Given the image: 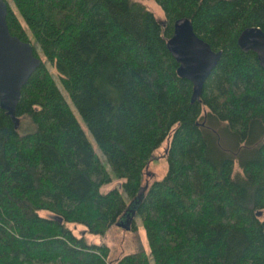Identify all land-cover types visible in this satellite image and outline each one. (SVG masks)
I'll list each match as a JSON object with an SVG mask.
<instances>
[{
    "label": "trees",
    "instance_id": "obj_1",
    "mask_svg": "<svg viewBox=\"0 0 264 264\" xmlns=\"http://www.w3.org/2000/svg\"><path fill=\"white\" fill-rule=\"evenodd\" d=\"M5 1L9 32L41 63L21 88L17 127L0 108V264H108L107 246L68 224L104 236L133 212L149 253L114 264H264V69L236 41L247 26L264 31V0H153L163 22L138 0ZM181 17L221 51L194 101L166 46ZM170 132L166 172L143 192ZM111 172L121 189L102 192Z\"/></svg>",
    "mask_w": 264,
    "mask_h": 264
},
{
    "label": "water",
    "instance_id": "obj_2",
    "mask_svg": "<svg viewBox=\"0 0 264 264\" xmlns=\"http://www.w3.org/2000/svg\"><path fill=\"white\" fill-rule=\"evenodd\" d=\"M6 13L7 3L0 0V108L5 110L17 127L15 112L21 88L40 65L41 59L34 54L31 42L23 41L9 32ZM236 41L242 50L253 51L264 69V31L257 26H247L238 34ZM166 46L178 62L177 74L192 83L191 101L198 99L221 51H214L206 41L197 36L191 21L186 17L173 22V31ZM129 219L131 215L126 214V218L116 224L128 229Z\"/></svg>",
    "mask_w": 264,
    "mask_h": 264
},
{
    "label": "rangeland",
    "instance_id": "obj_3",
    "mask_svg": "<svg viewBox=\"0 0 264 264\" xmlns=\"http://www.w3.org/2000/svg\"><path fill=\"white\" fill-rule=\"evenodd\" d=\"M140 3H142L144 6H146L149 10H151L155 16V18L159 22L164 21V14L161 8L153 1V0H138ZM10 2V1H9ZM11 4V2H10ZM33 40V39H31ZM36 50H38V47H36ZM49 65V64H48ZM50 66V65H49ZM50 70L53 74V77L55 78L58 87L60 88V91L68 103L69 107L73 111L76 120L82 127L84 133L86 134L87 138L89 139L93 149L96 151V153L99 156L100 161L107 166L109 169V166L105 160L104 155L100 152L98 146L96 145L92 135L89 133L86 125L82 121L79 113L77 112L76 108L74 107L73 103L71 102L70 98L68 97L65 90L62 88V86L59 84V80L56 74V71L53 67H50ZM216 130L220 133V140L224 147L231 149L232 148V138L230 136L225 135L222 127L217 124L215 125ZM171 138V132L166 136L164 141L160 144L158 148H156L150 159L148 160L146 167L144 168L143 174H142V182H141V190L143 192L146 191L148 186L157 179H161L163 175L166 172V160H165V152L167 145ZM113 178L112 181L103 186L101 188L102 192H106L112 188L121 189L120 183L121 179L116 178L113 173L111 172ZM123 191V190H122ZM124 193V192H123ZM127 201L128 198L126 197ZM39 214L46 218H53V214L46 211V210H40ZM126 218V215L122 216L120 220H124ZM131 219L133 221L134 228H128L125 229L118 224H113L106 232V234L100 235V234H94L88 232L87 228L84 225L77 224V223H69L68 227L71 229V231L77 235V236H84L87 242L95 243V244H104L108 248V255H107V262L108 264H114L119 258H121L123 255L133 253L139 250H144L146 253H149V242L146 236L145 229L142 225L141 218L139 214L133 212L131 214Z\"/></svg>",
    "mask_w": 264,
    "mask_h": 264
}]
</instances>
